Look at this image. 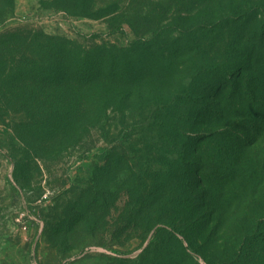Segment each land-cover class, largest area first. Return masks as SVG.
Listing matches in <instances>:
<instances>
[{"label":"rangeland","instance_id":"1","mask_svg":"<svg viewBox=\"0 0 264 264\" xmlns=\"http://www.w3.org/2000/svg\"><path fill=\"white\" fill-rule=\"evenodd\" d=\"M251 1L264 0H0V264L241 255L264 213V66L243 87L251 97L226 100L215 141L190 148L184 181L153 118L157 103L239 54L260 19L247 16ZM210 22L218 29L201 28ZM113 66L120 74L103 80ZM83 67L102 77L75 111L70 91L57 98L56 82H39V70ZM158 215L179 241L160 234L143 254Z\"/></svg>","mask_w":264,"mask_h":264},{"label":"trees","instance_id":"2","mask_svg":"<svg viewBox=\"0 0 264 264\" xmlns=\"http://www.w3.org/2000/svg\"><path fill=\"white\" fill-rule=\"evenodd\" d=\"M246 13L250 18L258 15L260 19L247 35L245 39L247 43L239 54L229 58L227 63H223L219 71H212L211 73L206 71L208 73H206L203 81L195 79L194 85L186 91L177 93L163 103H157L154 106L156 112L153 123L156 125L159 122L163 123V128L167 132L166 144L170 148L169 159L178 168L176 173L173 174L180 180L189 177L188 168L194 164V161L188 156L190 148L195 150L196 147L199 148L208 142L215 141V137L220 131L219 128L222 127L215 128L213 126L218 120H221L224 110L227 108L226 100L233 92H236L240 99L251 97L250 93L244 92L243 87L250 79V71L260 65L264 66V1H251ZM218 26L217 23L210 22L202 24L201 28H204L207 32H212L218 29ZM135 44L137 46H148V42L144 40L136 41ZM114 67H111L109 74L103 76V80H113L115 75L120 74L118 68L114 69ZM39 72L43 75V79L39 81L41 84H46V79L56 82L54 85L52 84V90L57 98L62 96V91H70V97H74L71 101L72 104L69 105L71 111H75L73 104L76 101L77 108L78 105L80 107L82 104L80 98L76 95H81L82 92L87 94L91 88L90 85L97 83L99 78L102 77L99 76L100 74L98 75L102 72L99 69L95 71V69H85V67L82 68V71H78L80 73L78 76H76L77 71L71 68L50 71L39 70ZM67 85L69 90L66 87ZM15 94L20 96V91ZM208 129L212 131H207ZM221 131L226 132L224 133L225 136H229L230 131L228 129H221ZM180 146H182V149H180ZM226 177V175H223L218 180L226 179ZM199 182L202 187L208 185L206 177H200ZM156 218L150 222L146 229L147 237L157 226L143 254L148 250L152 253L158 251L161 246L157 242L160 234L166 236L168 243L172 240L179 241V238H177L178 231L174 225L167 218L165 219L164 215H158ZM244 236L240 249L241 255L227 264H264V213L258 219V225ZM188 249H193L192 243L189 244ZM168 253H165V264H183L184 256L180 259L176 258L170 263L174 254Z\"/></svg>","mask_w":264,"mask_h":264}]
</instances>
